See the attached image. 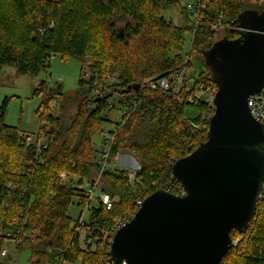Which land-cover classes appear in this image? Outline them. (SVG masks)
<instances>
[{
  "label": "trees",
  "instance_id": "1",
  "mask_svg": "<svg viewBox=\"0 0 264 264\" xmlns=\"http://www.w3.org/2000/svg\"><path fill=\"white\" fill-rule=\"evenodd\" d=\"M178 3L0 0V65L35 76L56 54L81 63L78 87L66 100L56 87L45 90L44 81L36 89V94L45 92V98L37 109L42 124L35 142L25 145L27 134L5 122L7 99L0 103V264L5 240L16 235L27 241L30 264H52L62 251L63 264H113L109 244L114 220L135 212L136 200L157 188L176 193L172 164L205 140L211 109L188 104L186 86L176 97L143 86V81L183 65L190 70L196 60L202 70L190 88L210 84L204 52L216 40L213 25L220 23L223 36L236 38L238 15L245 9L264 10L242 0H201L197 21L185 5L183 23L175 25L163 12ZM117 21L125 23L118 26ZM187 36L192 41L185 53ZM135 84L140 87L133 89ZM69 101L76 104L72 118L60 115ZM189 106L198 110L196 116H186ZM124 109L130 115L119 121L106 113ZM108 122L114 123L110 157L123 149L132 152L138 162L137 181L131 182L124 168L106 169L102 188L118 201L111 210L92 204L86 230L78 233L68 210L74 200L81 209L89 202L83 185L97 170L93 140ZM61 173H66L64 179ZM85 237L91 243H85ZM231 237L233 245L218 264H264V195L246 229L232 230Z\"/></svg>",
  "mask_w": 264,
  "mask_h": 264
},
{
  "label": "water",
  "instance_id": "2",
  "mask_svg": "<svg viewBox=\"0 0 264 264\" xmlns=\"http://www.w3.org/2000/svg\"><path fill=\"white\" fill-rule=\"evenodd\" d=\"M235 23L236 38L223 36L204 52L215 109L205 140L172 164L185 195L164 188L147 195L111 238L113 264H218L233 245L231 231L253 218L264 189V124L247 98L264 86V10L245 9Z\"/></svg>",
  "mask_w": 264,
  "mask_h": 264
},
{
  "label": "rangeland",
  "instance_id": "3",
  "mask_svg": "<svg viewBox=\"0 0 264 264\" xmlns=\"http://www.w3.org/2000/svg\"><path fill=\"white\" fill-rule=\"evenodd\" d=\"M194 0H179V3L166 12H163L167 20H172L175 25L183 23L182 7L192 4ZM246 5L258 4L263 5L262 0H242ZM261 11V10H259ZM191 19L193 17L191 16ZM125 21H117V25H123ZM223 37L222 30L217 31L216 40ZM192 38L187 36L184 46V52L190 49ZM192 69L190 68V76L197 77L202 70L200 62L193 60ZM81 74V63L73 58H63L60 54L52 56L49 67L41 70L35 76H28L20 74L13 66L0 65V103L7 99V109L5 114V122L9 125L16 126L21 130V133L27 134L25 145L30 142H35L38 139V133L41 127V120L39 119L37 109L45 98V92L36 94L35 91L39 84L44 81V89L56 87L57 83L60 84L59 97L66 100L68 97L74 95L77 87L78 80ZM62 79V80H60ZM76 104L68 102L60 115L72 118L75 114ZM112 121H119L121 118V110H111L106 112ZM198 113L195 107L189 106L186 109L187 117H194ZM112 122L105 123L102 131H108L113 128ZM101 131L97 132L94 136L93 146L95 150L101 147ZM40 142H44V137H40ZM97 152V151H96ZM95 156H97L95 154ZM119 168H137L138 162L135 155L129 150H121L120 157L115 163ZM95 170L91 177L95 178ZM60 176L64 179L66 173H61ZM81 211V207L74 203L68 210V215L72 221H76ZM83 216L87 219L88 211L85 210ZM26 239H23L19 246H15L11 239H6L3 247L7 249V255L2 256L4 264H30L31 251L26 245Z\"/></svg>",
  "mask_w": 264,
  "mask_h": 264
},
{
  "label": "built area",
  "instance_id": "4",
  "mask_svg": "<svg viewBox=\"0 0 264 264\" xmlns=\"http://www.w3.org/2000/svg\"><path fill=\"white\" fill-rule=\"evenodd\" d=\"M262 2L264 4V0H262ZM200 6H203L201 0H194L192 4L187 5L188 10L192 12L193 20L197 21L199 19L198 9L200 8ZM194 25L196 26L197 23H194ZM213 29L219 31L222 29V26L220 23H215L213 25ZM235 29L238 31L240 30V28L237 26L235 27ZM189 71H190L189 68H187L186 65H183L176 71H171L165 75L155 76L145 79L143 81V86H146L150 89H159V90L167 91L176 97H179L181 91L183 90V87L186 86L184 90L188 93L186 98L187 103L190 105L203 103L204 105L208 106L211 109V112L208 115L211 116V114H213L212 112L215 109L213 99L217 91V87L211 81L210 84L200 83L195 87V89H191L190 86H194L196 77L190 76ZM95 95H100V91L96 90ZM247 105L252 117L255 118L258 122L264 124V86L258 93H254L248 96ZM54 106H55V101L51 103V111L54 110ZM121 112H122L121 117L123 115H125L126 117L130 115L129 110L124 109L121 110ZM101 137H102L101 140L102 145L96 153L97 155L96 164L98 171L95 174V178L91 177L89 180H86L83 185L85 189V196L88 197L89 202L81 209L80 214L76 219L75 231L78 233L80 231L86 230L85 223L87 222V219L83 216V214L85 210H87L89 213L92 204L99 203L103 205L106 209L111 210L114 203L118 201L117 195H111L110 192L103 190L102 186L104 185V181L102 176L106 169L112 166L117 167L115 163L117 162L118 157H120V153H117L116 156L113 159H111L110 151H111V144L114 141V133H111L109 130L101 131ZM124 169L126 170L127 172L126 175L130 179V181L136 182L137 168L124 167ZM175 190L176 193L174 194L185 195V190L179 182ZM262 195H264V189L261 196ZM142 201L143 199L136 200V208H138L141 205ZM133 214L134 212H129L125 217L116 218L114 220L110 233L111 237H113L117 229L121 227L125 222H127L132 217ZM11 240L15 244V246L20 245V243H22L23 241V239L20 238L18 235H16ZM91 241L92 239L90 237H85V243L89 244L91 243ZM1 255L2 256L7 255V249L5 247L2 248ZM63 261H64V256L62 251L61 255L52 264H63ZM121 264H125V261H122Z\"/></svg>",
  "mask_w": 264,
  "mask_h": 264
}]
</instances>
